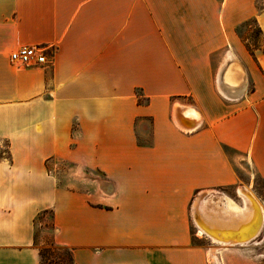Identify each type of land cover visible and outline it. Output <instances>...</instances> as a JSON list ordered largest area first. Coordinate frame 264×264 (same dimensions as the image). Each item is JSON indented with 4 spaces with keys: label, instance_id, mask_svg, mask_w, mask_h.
<instances>
[{
    "label": "crops",
    "instance_id": "1",
    "mask_svg": "<svg viewBox=\"0 0 264 264\" xmlns=\"http://www.w3.org/2000/svg\"><path fill=\"white\" fill-rule=\"evenodd\" d=\"M257 1L0 0V264H40L44 211L74 264H264L196 224L199 214L227 228L240 191L264 183ZM248 21L260 32L253 50L239 35ZM23 46L47 63H11ZM229 54L243 72L233 98L218 91ZM55 159L101 172L110 188L58 187Z\"/></svg>",
    "mask_w": 264,
    "mask_h": 264
},
{
    "label": "rangeland",
    "instance_id": "2",
    "mask_svg": "<svg viewBox=\"0 0 264 264\" xmlns=\"http://www.w3.org/2000/svg\"><path fill=\"white\" fill-rule=\"evenodd\" d=\"M263 5L264 0H258L256 3L258 9L263 7ZM239 35L243 38L249 50L260 47V32L253 21H248L247 24L239 30ZM250 88L251 84H249V89ZM136 129L137 131L147 132L149 127L146 123H139ZM138 140L141 143L148 141L147 138L142 137ZM46 167L60 188L89 193L94 192L95 189L98 190L100 185L107 188H110L111 185L101 172L89 170L81 165H74L65 160H51L46 164ZM248 188L258 199L264 210V183L262 180L257 176H254ZM35 226L36 241L39 246V250H41L43 254V263L69 264V257L66 250L56 244L54 239L52 211L40 214L36 219ZM244 250L247 251V256L261 254L262 261L264 262V230L261 232L259 237Z\"/></svg>",
    "mask_w": 264,
    "mask_h": 264
},
{
    "label": "bare ground",
    "instance_id": "3",
    "mask_svg": "<svg viewBox=\"0 0 264 264\" xmlns=\"http://www.w3.org/2000/svg\"><path fill=\"white\" fill-rule=\"evenodd\" d=\"M228 58L231 61V64H228L227 66L225 65L223 73L220 76L218 75V91H220L226 98H233L234 96L230 94L234 92L233 88L238 86L242 81L243 72L231 54H229ZM177 108H179L180 114L183 118H195V115L192 114L189 109L183 107ZM173 117L175 123L183 131L188 129V126L184 125L180 121V119L175 115V112ZM240 196L242 197L244 206L241 208V210H232L235 211L234 217L230 218V220H232H229L230 224L229 226H226L227 228H211L200 218L199 214L197 215L196 224H198L200 231L215 244L217 243L224 247L239 246L247 248L259 237L261 232L264 230L263 206L248 188L242 189L240 191ZM212 252L214 253L215 251L212 250Z\"/></svg>",
    "mask_w": 264,
    "mask_h": 264
},
{
    "label": "built area",
    "instance_id": "4",
    "mask_svg": "<svg viewBox=\"0 0 264 264\" xmlns=\"http://www.w3.org/2000/svg\"><path fill=\"white\" fill-rule=\"evenodd\" d=\"M10 62L20 68H34L45 65L47 58L41 48L23 46L10 54Z\"/></svg>",
    "mask_w": 264,
    "mask_h": 264
},
{
    "label": "trees",
    "instance_id": "5",
    "mask_svg": "<svg viewBox=\"0 0 264 264\" xmlns=\"http://www.w3.org/2000/svg\"><path fill=\"white\" fill-rule=\"evenodd\" d=\"M45 212H47V211H44V212H42V213H45ZM41 213V214H42ZM63 249H65L66 250V252H67V255H68V257H69V264H74L73 263V257H72V251L70 250V249H67V248H64V247H62ZM45 252V251H44ZM39 256H40V264H44L43 263V254H42V251L41 250H39Z\"/></svg>",
    "mask_w": 264,
    "mask_h": 264
}]
</instances>
